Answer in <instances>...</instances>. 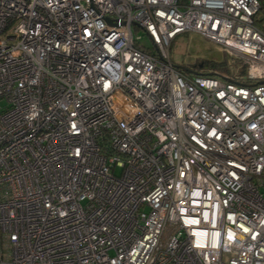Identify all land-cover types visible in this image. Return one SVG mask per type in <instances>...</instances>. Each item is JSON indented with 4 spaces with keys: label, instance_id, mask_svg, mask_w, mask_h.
Returning <instances> with one entry per match:
<instances>
[{
    "label": "built area",
    "instance_id": "1",
    "mask_svg": "<svg viewBox=\"0 0 264 264\" xmlns=\"http://www.w3.org/2000/svg\"><path fill=\"white\" fill-rule=\"evenodd\" d=\"M260 8L0 0V264H264ZM189 31L227 68L175 66Z\"/></svg>",
    "mask_w": 264,
    "mask_h": 264
},
{
    "label": "rangeland",
    "instance_id": "2",
    "mask_svg": "<svg viewBox=\"0 0 264 264\" xmlns=\"http://www.w3.org/2000/svg\"><path fill=\"white\" fill-rule=\"evenodd\" d=\"M260 3L261 8L255 15V19L257 25L264 27V0H260ZM136 35L140 36L138 39L139 45L152 47L150 39L143 30L137 29ZM169 54L171 62L175 66L187 70L195 69L196 63H199L201 60L222 61L225 64V68H227L229 61V55L226 52L221 51L216 44L203 38L198 33L190 31L177 35L171 41ZM242 66V60L235 58V64L232 67L240 68L243 72L244 69ZM116 173H119V169L116 170ZM261 190L264 192V186L261 187Z\"/></svg>",
    "mask_w": 264,
    "mask_h": 264
},
{
    "label": "trees",
    "instance_id": "3",
    "mask_svg": "<svg viewBox=\"0 0 264 264\" xmlns=\"http://www.w3.org/2000/svg\"><path fill=\"white\" fill-rule=\"evenodd\" d=\"M260 27H262V26H260ZM262 28H264V27H262ZM199 64H202V68L200 69V72L203 74H209V73L213 72L215 69L225 67V64L222 61L218 62V61H213V60H201L199 63H196L195 68H198Z\"/></svg>",
    "mask_w": 264,
    "mask_h": 264
},
{
    "label": "flooded vegetation",
    "instance_id": "4",
    "mask_svg": "<svg viewBox=\"0 0 264 264\" xmlns=\"http://www.w3.org/2000/svg\"><path fill=\"white\" fill-rule=\"evenodd\" d=\"M199 66H200V64H199ZM199 66H198L199 69L198 68H195L194 70L195 71H200V69L202 68V66H200V67Z\"/></svg>",
    "mask_w": 264,
    "mask_h": 264
},
{
    "label": "water",
    "instance_id": "5",
    "mask_svg": "<svg viewBox=\"0 0 264 264\" xmlns=\"http://www.w3.org/2000/svg\"><path fill=\"white\" fill-rule=\"evenodd\" d=\"M187 70V69H186ZM188 72H190V73H196L195 71H192V70H188Z\"/></svg>",
    "mask_w": 264,
    "mask_h": 264
}]
</instances>
